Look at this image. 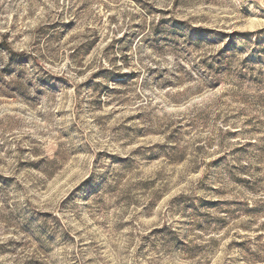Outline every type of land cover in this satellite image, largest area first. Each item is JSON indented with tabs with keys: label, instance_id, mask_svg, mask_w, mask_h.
Returning a JSON list of instances; mask_svg holds the SVG:
<instances>
[{
	"label": "rangeland",
	"instance_id": "rangeland-1",
	"mask_svg": "<svg viewBox=\"0 0 264 264\" xmlns=\"http://www.w3.org/2000/svg\"><path fill=\"white\" fill-rule=\"evenodd\" d=\"M0 264H264V0H0Z\"/></svg>",
	"mask_w": 264,
	"mask_h": 264
}]
</instances>
